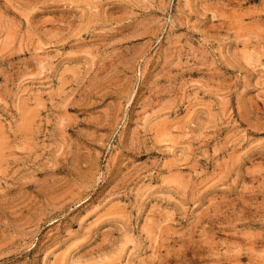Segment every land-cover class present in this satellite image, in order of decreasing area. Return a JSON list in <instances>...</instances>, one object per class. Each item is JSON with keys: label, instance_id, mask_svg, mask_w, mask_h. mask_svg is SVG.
<instances>
[{"label": "rangeland", "instance_id": "obj_1", "mask_svg": "<svg viewBox=\"0 0 264 264\" xmlns=\"http://www.w3.org/2000/svg\"><path fill=\"white\" fill-rule=\"evenodd\" d=\"M0 143V264H264V0H0Z\"/></svg>", "mask_w": 264, "mask_h": 264}, {"label": "bare ground", "instance_id": "obj_2", "mask_svg": "<svg viewBox=\"0 0 264 264\" xmlns=\"http://www.w3.org/2000/svg\"><path fill=\"white\" fill-rule=\"evenodd\" d=\"M255 40V39H254ZM245 43V42H244ZM256 45V44H255ZM245 48V47H244ZM253 50H255V49H253ZM252 49H251V51H253ZM251 53V52H250ZM258 53V52H257ZM250 56V55H249ZM257 56V55H256ZM245 57V56H244ZM246 58H247V56H246ZM250 58V57H249ZM255 58V57H254ZM258 58V57H257ZM251 59V58H250ZM251 61V60H250ZM253 62V61H252ZM248 63V62H247ZM28 113V112H27ZM29 114V113H28ZM30 116V115H29ZM3 145V143H0V145ZM2 152H3V150H2ZM167 217V216H166ZM154 224V223H153Z\"/></svg>", "mask_w": 264, "mask_h": 264}]
</instances>
